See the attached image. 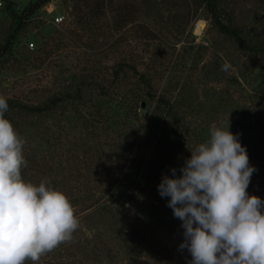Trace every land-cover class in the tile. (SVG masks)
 <instances>
[{
  "label": "rangeland",
  "instance_id": "1",
  "mask_svg": "<svg viewBox=\"0 0 264 264\" xmlns=\"http://www.w3.org/2000/svg\"><path fill=\"white\" fill-rule=\"evenodd\" d=\"M34 1L4 0L0 96L43 105L80 86L48 112L9 114L26 141L23 178L65 193L80 227L71 242L24 264H189L182 222L158 185L173 168L181 175L211 126H229L257 169L247 192L264 200V55L221 34L203 0H90L85 23L82 10L75 17L81 0H50L18 27L11 11L22 16ZM218 1L249 38L264 39V0ZM119 62L126 71L116 79ZM132 68L149 78L154 99Z\"/></svg>",
  "mask_w": 264,
  "mask_h": 264
},
{
  "label": "clouds",
  "instance_id": "2",
  "mask_svg": "<svg viewBox=\"0 0 264 264\" xmlns=\"http://www.w3.org/2000/svg\"><path fill=\"white\" fill-rule=\"evenodd\" d=\"M8 108L0 96V264H24L71 242L80 219L68 196L47 180L37 186L23 178L26 141L5 118ZM239 135L211 126L181 175L173 168L158 185L182 222L179 247L190 253L189 264H264V200L247 192L257 169Z\"/></svg>",
  "mask_w": 264,
  "mask_h": 264
},
{
  "label": "trees",
  "instance_id": "3",
  "mask_svg": "<svg viewBox=\"0 0 264 264\" xmlns=\"http://www.w3.org/2000/svg\"><path fill=\"white\" fill-rule=\"evenodd\" d=\"M49 1L50 0H35L34 2L30 3L25 7V9L22 12V16L17 15L14 11H11L12 18L20 21L19 24L17 25L18 27H20L21 20L24 19L23 15L25 17L31 16L38 8H40L43 4ZM81 1L82 3L79 4L80 5L79 7H77L78 11L75 12L76 18L78 17V15L82 10L81 7H83V9H89L91 5L90 0H81ZM203 2L206 3V8L209 12L211 21L213 22V24H215V26L217 27L218 31L221 34L228 37L233 43H235L238 47H240L244 51L256 55L258 54L264 55V39L258 38L257 40L254 41L253 39L249 38L243 32V29L240 26L233 24L230 19H227L226 15H224V10H222L218 0H203ZM8 7L9 4L7 5L6 2H4L3 8L0 9V15L3 12H7ZM82 12L85 15L78 17L77 21L80 23H85L86 22L85 18L87 15L86 12H84V10H82ZM16 32L17 30L12 35H10V38L6 40L2 48L3 54L10 51V45L15 38ZM125 71H126V64H122L121 62H119L113 71L114 78L118 79L119 76ZM132 71L137 75L138 81L144 86L147 97L154 99L156 96L152 91V86L149 78L145 76L143 73L135 72V69H133ZM103 91L105 92V89ZM80 92H81V88L79 86L76 88L73 94L67 93L63 96H53L50 99H48L47 102L43 105H33V106L24 105L14 100H8L7 103L9 105V108L8 111L5 113V118L11 121L9 114L15 111L25 112L27 114H42L44 112H48L52 110L54 107H56L60 103V101L67 99V97L75 98L79 95ZM156 99L159 104L163 105V108L166 107L165 109L167 113L173 118V120L177 123V125H179L182 129H184L185 133L188 134V130L182 122V118H180V116L176 112H174L173 107L170 104L171 102L162 96H158ZM262 181H264V175Z\"/></svg>",
  "mask_w": 264,
  "mask_h": 264
},
{
  "label": "built area",
  "instance_id": "4",
  "mask_svg": "<svg viewBox=\"0 0 264 264\" xmlns=\"http://www.w3.org/2000/svg\"><path fill=\"white\" fill-rule=\"evenodd\" d=\"M3 6H4V2H3V0H0V9H2ZM63 19H64V16L56 15L54 17V23H56V24L61 23L63 21ZM30 47H33V43L30 44Z\"/></svg>",
  "mask_w": 264,
  "mask_h": 264
}]
</instances>
